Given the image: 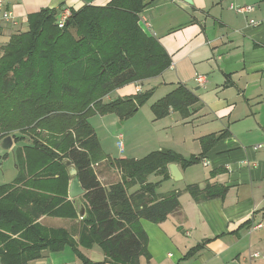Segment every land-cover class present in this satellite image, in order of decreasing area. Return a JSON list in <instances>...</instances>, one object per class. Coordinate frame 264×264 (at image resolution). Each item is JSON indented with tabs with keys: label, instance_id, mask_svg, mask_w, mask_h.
<instances>
[{
	"label": "trees",
	"instance_id": "trees-1",
	"mask_svg": "<svg viewBox=\"0 0 264 264\" xmlns=\"http://www.w3.org/2000/svg\"><path fill=\"white\" fill-rule=\"evenodd\" d=\"M145 5V0L85 4L71 9L61 28L59 10L43 8L27 16L26 29L0 42V140L11 136L18 143L16 176L0 184V264H27L41 258L44 250L59 251L66 245L83 264L96 263L78 248L94 245L104 253L102 263L139 264L140 255L148 256L141 220L158 223L179 210L180 191L157 193L161 181L147 178L151 174L168 178L169 163L188 167L199 162L216 140L215 134L200 138L198 156L183 158L161 149L139 159H110L89 122L95 114H115L119 120L134 115L154 88L111 101L103 98L170 66L165 49L139 24ZM197 101L178 85L150 108L155 119L170 110L186 117ZM104 158L121 176L107 186L92 168ZM70 166L85 191L82 217L79 199L67 195ZM134 185L138 189L129 192ZM185 190L195 201L222 194L221 187L209 184L203 188L191 184ZM43 216L78 220V238L67 228L43 225L39 221Z\"/></svg>",
	"mask_w": 264,
	"mask_h": 264
},
{
	"label": "crops",
	"instance_id": "crops-1",
	"mask_svg": "<svg viewBox=\"0 0 264 264\" xmlns=\"http://www.w3.org/2000/svg\"><path fill=\"white\" fill-rule=\"evenodd\" d=\"M109 1L7 0L6 7L12 12L14 22L0 21V26L8 38L13 32L26 29L27 16L40 9L78 10L85 4L104 6ZM145 2L139 23L158 40L171 60L166 70L153 77L158 79L157 86L148 89H167L163 97L182 85L198 101L189 107L186 117L174 110L159 119L153 115L149 124L139 126V139L128 136L116 156L99 140L103 153L110 159H139L151 151L169 149L189 158L202 152L201 137L215 134L217 138L199 162L188 167L174 163L179 179L172 178L169 168L166 179L156 174L148 176L150 182L161 181L157 193L180 191V207L161 222L141 220L147 235L148 256L140 255L139 264H264V149L252 147L264 142V0ZM231 4L254 8L239 13L230 8ZM198 75L206 78L201 85L195 81ZM149 79L118 87L103 100L135 94L138 87L144 91L142 83ZM141 107L123 120L110 114L111 123L118 122L117 128L124 126L125 131L112 132L113 138H126V133L129 135L135 129L137 120L133 119ZM148 140L155 145L154 149L139 155L137 152L149 144ZM110 159L92 165L104 186L120 181L121 177ZM191 184L200 188L207 184L219 186L222 194L195 201L185 190ZM137 189L138 185H134L129 192ZM60 220H65L66 225H61ZM39 221L43 225L67 228L78 238V220L43 216ZM257 224L260 226L251 229ZM198 245L197 250L187 254ZM78 249L91 262L110 264L102 263L104 253L97 245ZM252 252L259 255L249 258ZM27 264L83 262L66 245L59 251L44 250L41 258Z\"/></svg>",
	"mask_w": 264,
	"mask_h": 264
},
{
	"label": "rangeland",
	"instance_id": "rangeland-1",
	"mask_svg": "<svg viewBox=\"0 0 264 264\" xmlns=\"http://www.w3.org/2000/svg\"><path fill=\"white\" fill-rule=\"evenodd\" d=\"M140 24V23H139ZM141 26V25H140ZM148 34V33H147ZM149 35V34H148ZM7 36H5L4 34L0 35V42L4 43L5 41H7ZM158 83V79L155 78H151L149 80H146L142 83V87L145 90H148L149 87H156ZM126 85H133L132 83H127L124 84L122 87L126 86ZM167 89L165 88H154L152 94L150 95L149 99L142 105L139 113L136 115V117H134L133 120H137L136 121V125L133 127V131H131L128 135V133H126V138H113V134H111L112 132H116V133H124V126L122 128H117V123H111V118L112 116L110 114H105V115H99V114H95L93 116H91L89 118V122L92 125V127L94 128V131L96 133V136L98 137V139L101 141L103 147L110 152L112 155L116 156V152L118 151V149H120V144L123 143L125 140H128V136L131 137L134 140H138V129L140 128L139 126L141 125L142 127V123H145L147 125V122L149 124V119L153 118V113L151 111L150 105L155 102L157 99H159L162 95H164ZM104 99V98H103ZM106 101V100H103ZM110 115V116H108ZM137 118V119H136ZM110 131V132H109ZM149 144L145 147H143V149L139 152H137L139 155H144V153H146L147 151L149 152L152 148L153 145L151 143L150 140H148ZM2 140H0V184L3 183H9L13 180V178L16 176L17 170L15 167V152L16 149L18 147V143H13L12 140V147L9 149H4L1 146ZM117 170V168H116ZM72 178V176H71ZM71 180V179H70ZM69 180V183H70ZM68 183V185H69ZM68 193V191H67ZM68 195V194H67ZM60 224L61 225H66L64 222L65 220H60Z\"/></svg>",
	"mask_w": 264,
	"mask_h": 264
},
{
	"label": "built area",
	"instance_id": "built-area-1",
	"mask_svg": "<svg viewBox=\"0 0 264 264\" xmlns=\"http://www.w3.org/2000/svg\"><path fill=\"white\" fill-rule=\"evenodd\" d=\"M6 1L7 0H0V20L4 21V22L13 23L14 22V17H13L12 12L6 7ZM230 8L233 9L234 11H236V12L245 13L247 11L253 10L254 7L252 5L235 6L234 4H231ZM70 14H71V10L69 8H61L59 10V12L57 14V25H58V27L61 28V27L64 26L65 21L69 18ZM250 23H253V21L251 20ZM205 80H206V78L203 75H198L195 78V81L198 84H200V85L203 84L205 82ZM139 90H140V88L138 87L136 89V92L139 91ZM252 147H253L254 150L264 149V142L254 144ZM259 226H260V224L252 225L251 229L259 227ZM258 255L259 254L257 252H252V253L249 254V258L257 257Z\"/></svg>",
	"mask_w": 264,
	"mask_h": 264
},
{
	"label": "water",
	"instance_id": "water-1",
	"mask_svg": "<svg viewBox=\"0 0 264 264\" xmlns=\"http://www.w3.org/2000/svg\"><path fill=\"white\" fill-rule=\"evenodd\" d=\"M2 148L4 149H9L12 147V138L11 136H6L5 138L2 139V143H1ZM66 165H70V161L67 160L66 161ZM169 171H170V175L172 176V178L174 180L179 179L181 176L179 174V171L177 170V167L174 163H170L168 165ZM76 169L74 166H70L69 168V174L70 176H72L70 183L68 185V197L70 199H79V202L81 203L79 206V212L78 215L80 217L83 216L84 214V206L82 204V202L84 201V198L82 197V195L84 194V188L81 186L79 179L76 175Z\"/></svg>",
	"mask_w": 264,
	"mask_h": 264
}]
</instances>
